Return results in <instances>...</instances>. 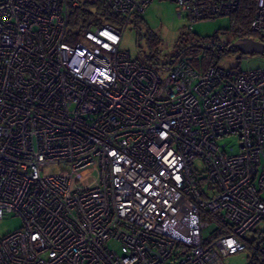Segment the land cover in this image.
I'll use <instances>...</instances> for the list:
<instances>
[{"label": "built area", "instance_id": "1", "mask_svg": "<svg viewBox=\"0 0 264 264\" xmlns=\"http://www.w3.org/2000/svg\"><path fill=\"white\" fill-rule=\"evenodd\" d=\"M152 1L104 0L121 27L71 29L75 0H0V219L22 221L0 264H264V69L131 59L122 33ZM175 3L190 30L240 0ZM250 31L264 43V0Z\"/></svg>", "mask_w": 264, "mask_h": 264}, {"label": "rangeland", "instance_id": "2", "mask_svg": "<svg viewBox=\"0 0 264 264\" xmlns=\"http://www.w3.org/2000/svg\"><path fill=\"white\" fill-rule=\"evenodd\" d=\"M82 8L95 13L100 4V0H75ZM178 6L170 0H153L144 13L136 18V22L129 23L122 33L120 42V51L129 54L131 59L138 57L140 49H146L145 37L147 34H153L158 41L159 50L161 51V62L165 61L171 54L175 53L176 40L180 36H184V42L189 44L193 41L209 42L211 39H216L217 44H231L240 36L236 31V26L230 17H220L215 21L199 22L192 26L189 30L187 20L178 17ZM251 38L255 39L254 34ZM183 42V43H184ZM181 45V42H179ZM220 65L227 68H236L239 70H259L264 69V55L261 54H245L240 51H235L227 54ZM223 151L229 155L237 154L238 137L229 136L217 141ZM194 167L198 172L204 169L203 163L199 159L193 161ZM92 178L97 177V173L92 171ZM90 181L86 182V185ZM259 197L264 201V190L259 192ZM201 222L208 226L203 230V238L209 237L214 226L209 217L201 215ZM22 225L20 218L9 216L0 219V237L5 236ZM259 229L264 228V223L258 225ZM253 233H248L247 237L253 236ZM251 252L246 250L231 256L221 257L217 264H250Z\"/></svg>", "mask_w": 264, "mask_h": 264}, {"label": "trees", "instance_id": "3", "mask_svg": "<svg viewBox=\"0 0 264 264\" xmlns=\"http://www.w3.org/2000/svg\"><path fill=\"white\" fill-rule=\"evenodd\" d=\"M255 4L256 0H240L237 11L229 16L236 26V31L240 38H251L253 34L250 31V23L254 17ZM138 16L132 18L129 23H135ZM122 22V18L108 10L104 0H100V4L95 13H91L81 6L80 8H72L69 12V26L71 29H75L80 25L98 27L108 24L121 27ZM145 41L146 49L139 50L136 60L154 71L168 70L177 62L182 61L191 69L202 72L210 66L219 65L227 54L237 51L232 48L230 42L217 44L216 39H211L209 42L196 40L187 44L184 42V36H180L176 40L175 53L161 62V51L158 49L157 38L153 34H147ZM179 42H181V45H179ZM217 230L214 228L210 236L218 235L219 232ZM254 232L256 231L254 230ZM250 264H257L254 258H251Z\"/></svg>", "mask_w": 264, "mask_h": 264}, {"label": "water", "instance_id": "4", "mask_svg": "<svg viewBox=\"0 0 264 264\" xmlns=\"http://www.w3.org/2000/svg\"><path fill=\"white\" fill-rule=\"evenodd\" d=\"M175 2V0H170ZM232 48L245 54L264 55V43L255 41L253 38L241 37L231 44Z\"/></svg>", "mask_w": 264, "mask_h": 264}]
</instances>
